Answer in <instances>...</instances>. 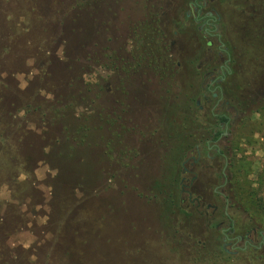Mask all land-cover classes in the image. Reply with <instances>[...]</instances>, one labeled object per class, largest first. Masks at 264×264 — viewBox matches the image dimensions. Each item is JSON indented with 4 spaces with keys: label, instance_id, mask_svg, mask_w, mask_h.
<instances>
[{
    "label": "rangeland",
    "instance_id": "374dc122",
    "mask_svg": "<svg viewBox=\"0 0 264 264\" xmlns=\"http://www.w3.org/2000/svg\"><path fill=\"white\" fill-rule=\"evenodd\" d=\"M190 1L0 0V264H264L221 247L228 222L190 201L210 202L203 177L181 194L177 136L209 119L192 66L224 60L222 40L263 79L264 0L211 4L212 46ZM233 133L230 236L264 230V110Z\"/></svg>",
    "mask_w": 264,
    "mask_h": 264
},
{
    "label": "flooded vegetation",
    "instance_id": "af4514ba",
    "mask_svg": "<svg viewBox=\"0 0 264 264\" xmlns=\"http://www.w3.org/2000/svg\"><path fill=\"white\" fill-rule=\"evenodd\" d=\"M215 2L216 0H191V10L184 12V18L190 20L192 27L195 26L202 32L206 46L213 45L210 36L221 37L218 29L221 27L222 16L214 5L211 6ZM157 15L150 14L149 18L153 20L154 28H151L159 32ZM181 25L183 26V22ZM221 47V52L227 56L224 60H207L192 66L201 79L194 102L199 112H207L209 119L199 123L200 118L197 120L196 116L194 120L197 128L177 135L180 136V145L191 146L192 151V154L182 158L179 163V191L181 194L192 195L190 188L195 179L203 177L204 181H200L201 188L210 202H206L205 199L201 201L198 196L191 198L190 201H197L200 207L204 205V208L210 210L212 219L209 218L208 221L213 227L218 228L224 221L228 222L225 228L220 229L221 247L228 254H236L238 250L234 249L237 248L234 243L240 242L242 246H238L239 249L254 246L264 252V230L258 226L246 227L243 235L230 236V233L233 234L235 231V226L228 210L233 206L227 197L228 191L225 190L228 188L227 182L230 177L228 169L233 131L237 128V121L242 122L244 117L259 109L255 105L256 99L259 100L260 106L264 104V77L251 81L242 78L241 74L245 72L242 61L236 63L230 50L232 47L227 42L222 40L219 49ZM203 102H206V107ZM214 219H217V222H213Z\"/></svg>",
    "mask_w": 264,
    "mask_h": 264
},
{
    "label": "trees",
    "instance_id": "16d2710c",
    "mask_svg": "<svg viewBox=\"0 0 264 264\" xmlns=\"http://www.w3.org/2000/svg\"><path fill=\"white\" fill-rule=\"evenodd\" d=\"M86 4H87V2H86ZM258 110H259L260 112H262V111L264 110V104L261 105V106H259V109H258ZM262 181L264 182V179H263ZM254 192H255V191H254ZM254 192H251L250 196H253ZM260 200H263V199L259 198L258 201H260ZM245 208H246V207H245ZM262 208H264V206H262Z\"/></svg>",
    "mask_w": 264,
    "mask_h": 264
}]
</instances>
